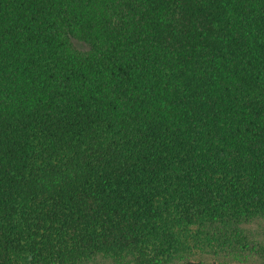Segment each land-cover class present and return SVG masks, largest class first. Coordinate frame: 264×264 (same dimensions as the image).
Returning a JSON list of instances; mask_svg holds the SVG:
<instances>
[{
  "label": "trees",
  "instance_id": "16d2710c",
  "mask_svg": "<svg viewBox=\"0 0 264 264\" xmlns=\"http://www.w3.org/2000/svg\"><path fill=\"white\" fill-rule=\"evenodd\" d=\"M255 221L264 0H0V264H207L192 227Z\"/></svg>",
  "mask_w": 264,
  "mask_h": 264
},
{
  "label": "rangeland",
  "instance_id": "374dc122",
  "mask_svg": "<svg viewBox=\"0 0 264 264\" xmlns=\"http://www.w3.org/2000/svg\"><path fill=\"white\" fill-rule=\"evenodd\" d=\"M244 229L246 238L242 241L235 232H223L225 228L222 229L219 223L194 226L189 235L191 242L197 243V246L184 254V258L203 259L207 264H264V221H255ZM221 232L227 234L230 240Z\"/></svg>",
  "mask_w": 264,
  "mask_h": 264
}]
</instances>
